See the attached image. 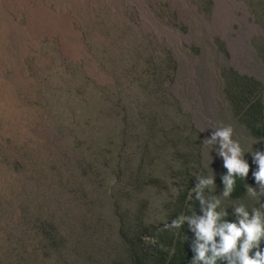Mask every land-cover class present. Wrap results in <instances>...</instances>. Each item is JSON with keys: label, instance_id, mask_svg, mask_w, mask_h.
Instances as JSON below:
<instances>
[{"label": "rangeland", "instance_id": "rangeland-1", "mask_svg": "<svg viewBox=\"0 0 264 264\" xmlns=\"http://www.w3.org/2000/svg\"><path fill=\"white\" fill-rule=\"evenodd\" d=\"M38 6L66 24L35 29ZM231 74L264 107V0H0V264L122 262L123 222L158 225L199 153L220 210L264 211L247 192L264 135L235 116ZM221 124L251 166L235 200L203 143Z\"/></svg>", "mask_w": 264, "mask_h": 264}, {"label": "trees", "instance_id": "trees-1", "mask_svg": "<svg viewBox=\"0 0 264 264\" xmlns=\"http://www.w3.org/2000/svg\"><path fill=\"white\" fill-rule=\"evenodd\" d=\"M231 75L233 77L231 76L227 95L236 108L235 116L252 136L263 137L264 107L261 99V84L253 79ZM187 139V146L192 147L194 140ZM193 156L195 165L188 168L189 159L186 156L181 168L173 176L180 183H175L177 187L173 189L171 201L163 204L162 211L165 216L158 225L147 222V216L136 220V224L126 220L123 222L120 235L126 256L117 264H190L195 257L192 243L195 233L190 230L187 222L180 228L170 227L172 221L181 215L192 216L194 213L203 215L200 201L196 199V193L193 190L196 188L199 177H208L202 167L201 154ZM227 171L225 168L221 174H226ZM244 187L245 180L236 177L230 199H238L244 193ZM203 195L205 198L215 197L210 186L203 189ZM217 211H221L220 208H217ZM225 219L235 222L237 218L228 213ZM216 239L219 241L220 238ZM261 249L264 250V244H261ZM217 264H226V262L218 261Z\"/></svg>", "mask_w": 264, "mask_h": 264}, {"label": "clouds", "instance_id": "clouds-1", "mask_svg": "<svg viewBox=\"0 0 264 264\" xmlns=\"http://www.w3.org/2000/svg\"><path fill=\"white\" fill-rule=\"evenodd\" d=\"M214 129L211 137L206 138L203 143H219L217 151L228 170L222 175L223 196L229 197L234 190L236 177L246 180L251 166L245 159V151L239 140L233 139L234 127L231 124H221ZM253 157L259 166V170L253 173L259 192L251 185L247 192L252 197H259L264 195V151L255 150ZM209 186L215 187L214 176L199 177L193 190L196 199L200 201L203 215H181L170 225L172 228H180L187 222L190 230L195 233L192 243L196 255L190 264H217L218 261H225L226 264H264V250L261 249L264 242V211L253 208L249 213L246 206L241 204L234 208L233 215L237 218L235 222L225 219L228 211H217L221 200L216 197L205 198L203 195V189ZM217 237L220 238L219 241Z\"/></svg>", "mask_w": 264, "mask_h": 264}, {"label": "bare ground", "instance_id": "bare-ground-1", "mask_svg": "<svg viewBox=\"0 0 264 264\" xmlns=\"http://www.w3.org/2000/svg\"><path fill=\"white\" fill-rule=\"evenodd\" d=\"M32 26L35 29H42V31H50L56 28L57 23L60 21L62 24H66L68 17L64 15L57 18L58 20L47 15V11L41 6H38L36 9L32 10ZM59 25V24H58ZM60 26V25H59ZM41 31V30H40Z\"/></svg>", "mask_w": 264, "mask_h": 264}]
</instances>
